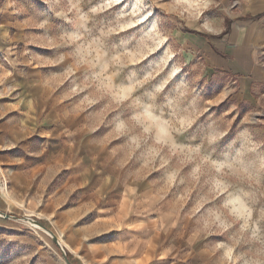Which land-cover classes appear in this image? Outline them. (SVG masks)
<instances>
[{"label":"rangeland","instance_id":"1","mask_svg":"<svg viewBox=\"0 0 264 264\" xmlns=\"http://www.w3.org/2000/svg\"><path fill=\"white\" fill-rule=\"evenodd\" d=\"M212 10L210 0H2L0 57L23 73L28 141L39 148L53 132L57 151L65 129L83 136L76 149L91 152L83 165L102 190L82 192L76 176L60 200L68 213L49 216L10 198L2 177L0 211L41 222L69 264H264V84L242 95L180 38ZM144 97L152 105L140 111ZM53 165L55 190L67 170ZM0 264L67 263L46 231L0 217Z\"/></svg>","mask_w":264,"mask_h":264},{"label":"crops","instance_id":"2","mask_svg":"<svg viewBox=\"0 0 264 264\" xmlns=\"http://www.w3.org/2000/svg\"><path fill=\"white\" fill-rule=\"evenodd\" d=\"M210 1L214 9L212 14L203 13L199 20L185 22L187 32L180 33L182 45L201 57L205 73L236 79L240 93L249 94L258 84H264V0ZM3 62L0 57V185L3 177L7 180L10 198L20 203L27 198L39 201L49 207L46 212L49 216L54 211L67 214L60 200L64 191L74 184L76 176L82 180L79 185L82 192L95 196L96 191L99 195L102 190L99 183L88 180L93 172L83 165L91 152L77 150L76 143L82 144L83 136L76 139L68 135V129L63 133L68 147L63 150L47 148L53 132L45 133L39 148L37 143L28 141L32 135H26L23 127V110L29 108L27 103L23 107V73L14 72L13 75L11 70L4 68ZM76 159L82 164L78 169ZM60 163L67 170V178L54 190L50 183L52 167ZM0 198L3 203L5 197L1 191ZM105 208L107 204L100 209L102 220L109 218L102 212Z\"/></svg>","mask_w":264,"mask_h":264},{"label":"water","instance_id":"3","mask_svg":"<svg viewBox=\"0 0 264 264\" xmlns=\"http://www.w3.org/2000/svg\"><path fill=\"white\" fill-rule=\"evenodd\" d=\"M0 217H3V218H13V219H22V220H25V221H28V222L34 224L35 226L39 227L40 229L46 231L49 235H51L54 243L61 249L62 256H63L64 260L66 261L67 264H69L67 255H66L63 247L61 246L59 240L41 222H39L37 220H33L29 216L18 217V216H15V215H9L7 213H3L1 211H0Z\"/></svg>","mask_w":264,"mask_h":264},{"label":"snow or ice","instance_id":"4","mask_svg":"<svg viewBox=\"0 0 264 264\" xmlns=\"http://www.w3.org/2000/svg\"><path fill=\"white\" fill-rule=\"evenodd\" d=\"M87 71H88L87 68H85L84 72L82 74H86ZM149 105H152V101L148 97H144V103L139 110L140 111H147L148 110L147 106H149ZM154 110L157 112V115L164 114L165 116H167L170 114V113H168L167 108L162 106L159 103L154 106ZM130 114H131L130 111L125 112V115H130Z\"/></svg>","mask_w":264,"mask_h":264},{"label":"trees","instance_id":"5","mask_svg":"<svg viewBox=\"0 0 264 264\" xmlns=\"http://www.w3.org/2000/svg\"><path fill=\"white\" fill-rule=\"evenodd\" d=\"M2 0H0V2H1ZM69 256V254L67 253V257Z\"/></svg>","mask_w":264,"mask_h":264}]
</instances>
